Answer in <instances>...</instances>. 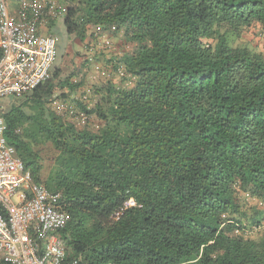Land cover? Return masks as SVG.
<instances>
[{"label":"trees","instance_id":"16d2710c","mask_svg":"<svg viewBox=\"0 0 264 264\" xmlns=\"http://www.w3.org/2000/svg\"><path fill=\"white\" fill-rule=\"evenodd\" d=\"M60 5L45 21L62 17L89 60L0 115L32 182L60 196L64 263L264 264V234L245 235L264 226V0ZM85 67L104 75L81 91Z\"/></svg>","mask_w":264,"mask_h":264},{"label":"built area","instance_id":"2783aa9c","mask_svg":"<svg viewBox=\"0 0 264 264\" xmlns=\"http://www.w3.org/2000/svg\"><path fill=\"white\" fill-rule=\"evenodd\" d=\"M61 9L54 0H0V100L29 94L49 78L58 55L56 38L38 28ZM94 75L104 73L95 67ZM52 109L58 115L74 113L70 104L55 102ZM84 122L79 119L80 126ZM5 133L0 115V264H65L57 235L66 221L60 196L32 182ZM134 205L130 199L124 208Z\"/></svg>","mask_w":264,"mask_h":264},{"label":"rangeland","instance_id":"374dc122","mask_svg":"<svg viewBox=\"0 0 264 264\" xmlns=\"http://www.w3.org/2000/svg\"><path fill=\"white\" fill-rule=\"evenodd\" d=\"M58 3H62L63 0H55ZM55 31L58 32V34H56V42L55 44L57 45V49H58V57L55 61V64L53 66H60L62 68V70L64 71V73H71L72 70H74L73 68L77 66V64L80 65L84 62V61H88L89 60V55H86V46H85V41L83 42H79L77 39H70L69 37H66V33H65V28H64V24H63V18L61 17L59 22L56 24L55 26ZM256 28L252 29V31L256 32ZM249 34V33H244L241 35V39L239 41L240 44L243 45H248L250 48L258 51L257 49L253 48V44L251 43V40H253V33ZM111 41L116 44V39L117 38H113L110 37ZM60 54V55H59ZM101 59V58H100ZM103 59V58H102ZM93 63H98L97 60L95 61V59H92ZM102 61V60H101ZM76 62V63H75ZM89 66V65H88ZM81 75L80 76H84L85 78V86L81 89V91L83 90H87V88L90 87V85L92 83H95L98 81V75H94L92 68L90 67L89 70L86 69H81L80 70ZM81 78V77H78ZM8 99H4V100H0V111L4 110L6 108V101ZM256 202H251L249 204L244 203L243 205V210L247 215H252L254 209L257 210V206L255 205ZM244 224H246V222L244 221ZM248 224V223H247ZM264 224V221H263ZM248 228L245 232V235L247 237H252V238H258L261 234H264V226L263 227H259V229L254 230L253 229V225H246ZM261 232V233H260Z\"/></svg>","mask_w":264,"mask_h":264},{"label":"crops","instance_id":"0c3cea01","mask_svg":"<svg viewBox=\"0 0 264 264\" xmlns=\"http://www.w3.org/2000/svg\"><path fill=\"white\" fill-rule=\"evenodd\" d=\"M60 18L61 17H58L57 19H55V21H54V25H51V26H49L48 25V22L47 21H45V19L42 21V24L39 26V28H38V33L39 34H41V35H46V36H49L50 34H52L53 35V37L55 38L56 37V34H58V32H56L55 31V26H56V24L59 22V20H60ZM53 31L54 32H56L55 34L53 33ZM119 38V37H118ZM117 41V51H118V53L119 52H122V51H124V50H121L120 48V46L123 44H121V42L120 41H118V40H116ZM58 50V49H57ZM56 61V60H55ZM55 64V63H54Z\"/></svg>","mask_w":264,"mask_h":264}]
</instances>
